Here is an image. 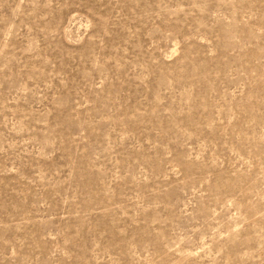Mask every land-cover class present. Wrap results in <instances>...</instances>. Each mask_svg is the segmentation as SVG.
<instances>
[{
    "label": "rangeland",
    "instance_id": "rangeland-1",
    "mask_svg": "<svg viewBox=\"0 0 264 264\" xmlns=\"http://www.w3.org/2000/svg\"><path fill=\"white\" fill-rule=\"evenodd\" d=\"M0 264H264V0H0Z\"/></svg>",
    "mask_w": 264,
    "mask_h": 264
}]
</instances>
